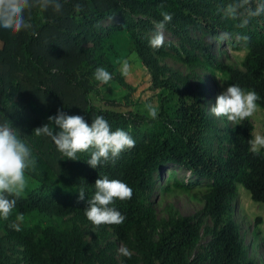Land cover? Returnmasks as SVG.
I'll use <instances>...</instances> for the list:
<instances>
[{"label":"trees","instance_id":"obj_1","mask_svg":"<svg viewBox=\"0 0 264 264\" xmlns=\"http://www.w3.org/2000/svg\"><path fill=\"white\" fill-rule=\"evenodd\" d=\"M258 2L264 0H249L247 6L254 10ZM61 3L59 12L51 7L26 12V18L31 16L29 30L0 28V123L7 120L20 132L36 162L26 172V187L8 219L0 218V264H115L96 252L98 234L90 241L84 239L86 230L94 226L84 210L94 195L95 181L104 176L119 179L133 190L130 200L109 205L125 221L102 226L110 227L120 241L134 245L141 264H257L248 258L231 205L240 184L253 202L264 206V149L250 151L253 124L247 118L232 127H217L189 77L160 65L153 52L174 55L192 69L217 72L228 86L254 90L260 97L256 103L264 110V13L227 17L226 8L237 0ZM161 12L172 16L165 29L174 41L154 49L149 37L154 22L162 20ZM110 19L119 22L103 26ZM244 19L247 23L241 27ZM222 36L238 37L239 43L227 44L232 51L244 52L242 70L219 62L213 54L207 39L220 43ZM124 62L129 65L127 75L122 72ZM97 68L111 74L107 84L94 78ZM108 85L121 90L119 100L103 97L102 88ZM137 88L141 91L136 102H131L129 96ZM147 104L157 107L156 119L148 115ZM58 110L83 116L89 126L95 116L102 115L113 131L127 132L135 147L123 151L115 163L101 162L95 169L87 164L89 152L77 153V161L70 160L49 137L33 132L49 124V117ZM58 131L53 124L54 134ZM171 168L191 177L175 179V188H206L197 217L210 219L211 226L204 229L209 240L204 252L192 259L190 253L201 237L196 217L162 223L166 229L156 241H150L146 233L148 225L156 227L150 201L155 178L161 179ZM81 189L84 200L79 199ZM164 189L170 190L169 186ZM16 250L21 259L11 260Z\"/></svg>","mask_w":264,"mask_h":264},{"label":"clouds","instance_id":"obj_2","mask_svg":"<svg viewBox=\"0 0 264 264\" xmlns=\"http://www.w3.org/2000/svg\"><path fill=\"white\" fill-rule=\"evenodd\" d=\"M247 5L249 0H237V3L230 4L226 8L225 15L236 19L238 15L254 17L264 13V3L258 2L254 10ZM50 7L59 12L63 5L61 0H0V28L12 32L29 30L32 28L31 16L26 18L25 13L32 9L43 12ZM242 8L244 12L240 13L239 9ZM76 10H79V5L76 6ZM161 16V21L154 22V32L149 39V44L154 49L163 45L165 26L172 20L169 13L161 12ZM246 23L247 19H244L240 26L243 27ZM31 34L37 35L36 32ZM242 39L248 38L242 37ZM128 71L129 65L124 62L122 72L127 75ZM94 78L102 84H107L112 76L105 69L97 68ZM259 99V95L254 90H245L235 84L229 85L217 96L215 105L209 108V112L216 118L226 117L233 124H238L256 112L258 108L256 102ZM145 107L148 115L156 119L157 107L152 104H147ZM49 122L34 129V134L49 137L56 150L73 161H77V153L89 152L90 159L87 164L93 169L101 162L115 163L123 151L135 147V140L127 132L122 129L113 131L102 115L95 116L89 126L83 116L68 115L58 110L55 116L49 117ZM53 124L59 128L55 134ZM20 137V132L7 120L0 123V218L4 220L8 219L17 203V198L26 187V172L33 169L36 163L30 147ZM248 143L250 151L257 153L260 149H264V135L255 134ZM94 187V195L87 201L88 207L84 210L87 220L97 227L122 224L126 217L109 205L115 200H130L133 195L132 188L119 179H109L107 176L98 178ZM78 193L79 199L84 200V190L81 189ZM119 252L124 256L130 255L125 247H121Z\"/></svg>","mask_w":264,"mask_h":264},{"label":"rangeland","instance_id":"obj_3","mask_svg":"<svg viewBox=\"0 0 264 264\" xmlns=\"http://www.w3.org/2000/svg\"><path fill=\"white\" fill-rule=\"evenodd\" d=\"M117 22H119L117 19H110L105 21L103 26L106 27ZM170 33L171 32L167 29L164 30L165 40L163 45L168 41H174ZM195 35H197V37L199 36V34ZM151 36L152 35H150L149 38H151ZM207 40L212 47L213 54L219 62L242 70L241 60L244 52L232 51L231 46L227 44L232 40L239 43L238 37L231 39L230 37L222 36L220 43H215L211 38ZM89 45L90 43L86 44V46ZM164 51L169 52L167 47L164 48ZM153 54L160 65L169 67L173 71L180 73L182 77H189L188 81L191 83L192 87L202 94L203 107L212 117L217 127L223 129L234 125L223 117L216 118L212 116L209 112V108L215 105L217 96L228 87L226 79L221 74L217 72L212 73L202 68H189L180 62L174 55H162L159 52H153ZM102 89V95L105 98L110 97L119 100L121 97V90H118V88L115 89L113 86L108 85ZM140 91L141 89L137 88L135 93H132L133 95H131V97L129 96V99H132L131 102H136L134 99L137 98ZM248 119L254 127L253 136L255 134L264 135V110L258 107L256 112L248 117ZM187 178L188 180L191 179L189 174L185 171L173 168L168 169L161 179L155 178L156 183L150 201L155 218L153 224L156 225V227L148 225L146 233L150 241H156L162 230L166 229L165 225L162 223H167L175 218L184 216L196 217V222L200 220L201 237L198 247L190 253L192 259L204 252L205 246L209 240V237L204 234V229L205 227L211 226V221L207 217H197L204 205L202 200L203 195L206 193V188L204 186L194 187L190 190L178 189L173 186V181L175 179L187 180ZM165 186H169L170 190L166 191L164 189ZM236 187L237 192L235 198L231 202L232 213L241 228L248 258L254 260L257 264H264V206L253 202L249 192L242 185L237 184ZM157 225H161V227L159 228ZM86 231L87 233L84 238L86 241H90L94 235L98 234L96 239L99 240V250L96 249V252H98L99 255H106L109 260L111 259L110 261H113L115 264H127L128 261H130L131 264H141V254L135 249L134 245L120 241L110 227H103L102 225L98 227L93 226L92 229H87ZM121 247H125L130 255H122L119 252ZM19 249L21 250V248ZM10 258L11 260L21 259L19 250H16V253L11 255ZM97 264H99V261Z\"/></svg>","mask_w":264,"mask_h":264}]
</instances>
